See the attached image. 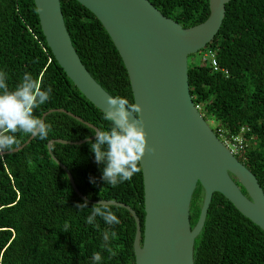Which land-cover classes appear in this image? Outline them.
<instances>
[{
	"label": "trees",
	"instance_id": "obj_1",
	"mask_svg": "<svg viewBox=\"0 0 264 264\" xmlns=\"http://www.w3.org/2000/svg\"><path fill=\"white\" fill-rule=\"evenodd\" d=\"M149 1L184 28L208 14V0ZM59 5L71 44L89 75L110 96L133 103L122 58L101 24L77 0H59ZM224 7L220 26L205 48L215 50L219 65L228 72L213 71L206 62L188 63V90L204 119H213L231 132L242 125L250 128L254 147L236 157L264 194V0H228ZM0 71L7 73L10 89L30 73L42 90H51L49 99L34 110L39 118L48 108H64L108 130L103 112L76 88L47 46L33 0H0ZM42 119L50 125L47 139L35 136L15 152H0V264H133L132 213L110 205L119 224H108L101 217L88 224L93 203L74 192L64 169L47 151L49 139L88 138L94 129L60 110ZM14 135L19 143L12 148L31 134ZM49 145L85 197L129 204L142 228L141 172L112 187L104 183L103 165L95 161L89 141ZM212 194L193 264H264V232L223 194ZM81 203L87 206L77 207ZM106 231L115 232V238L109 235L105 241ZM108 248L117 254L111 255ZM97 252L102 257L99 262L93 260Z\"/></svg>",
	"mask_w": 264,
	"mask_h": 264
},
{
	"label": "water",
	"instance_id": "obj_2",
	"mask_svg": "<svg viewBox=\"0 0 264 264\" xmlns=\"http://www.w3.org/2000/svg\"><path fill=\"white\" fill-rule=\"evenodd\" d=\"M77 1L91 11L119 52L133 103L141 106L137 115L143 121L147 141L141 160L145 212L142 228L129 204L85 197L70 171L50 150L51 141L77 144L95 139V134L78 140L57 137L46 143L50 157L64 169L74 192L86 202L123 206L132 213L133 264H193L213 191L223 194L264 232L260 185L218 138L188 90V56L205 47L217 32L228 0H208L206 17L185 28L149 0ZM33 3L41 33L59 66L86 99L104 112L110 95L89 75L72 46L59 0ZM53 110L83 121L94 131L98 129L64 108H48L40 118ZM34 137L31 134L19 146L2 152H15Z\"/></svg>",
	"mask_w": 264,
	"mask_h": 264
},
{
	"label": "clouds",
	"instance_id": "obj_3",
	"mask_svg": "<svg viewBox=\"0 0 264 264\" xmlns=\"http://www.w3.org/2000/svg\"><path fill=\"white\" fill-rule=\"evenodd\" d=\"M6 79L7 73L0 71V152L19 143L14 135L17 132L32 134L44 140L50 131V125L34 115V110L49 99L51 90H42L41 82L30 73H25L12 89L8 87ZM140 112L138 103H130L120 96H108L103 118L109 122V128L97 129L95 140L89 141L95 161L103 165L102 179L112 187L131 180L134 174L141 172L147 141L143 121L137 115ZM85 206V203L77 205ZM96 217L103 218L108 224L120 223L107 203L93 204L87 223L94 224ZM109 235L115 238L116 233L109 234L106 231L103 237L105 241L109 240ZM107 250L113 256L117 254L111 248ZM101 259L99 252L93 254L94 261L99 262Z\"/></svg>",
	"mask_w": 264,
	"mask_h": 264
},
{
	"label": "built area",
	"instance_id": "obj_4",
	"mask_svg": "<svg viewBox=\"0 0 264 264\" xmlns=\"http://www.w3.org/2000/svg\"><path fill=\"white\" fill-rule=\"evenodd\" d=\"M205 55L207 58L204 60L208 63L213 71H223L225 75L228 71L226 68L219 65V61L216 57V52L211 47L205 48ZM194 105L199 110L198 104ZM214 122V127L212 128L218 138L226 145V148L234 155H242L246 149L254 147V137L250 133V128L247 125H242L239 127L237 132H231L227 130L221 123L210 119Z\"/></svg>",
	"mask_w": 264,
	"mask_h": 264
},
{
	"label": "rangeland",
	"instance_id": "obj_5",
	"mask_svg": "<svg viewBox=\"0 0 264 264\" xmlns=\"http://www.w3.org/2000/svg\"><path fill=\"white\" fill-rule=\"evenodd\" d=\"M207 58V56L205 55V47H203L202 49L192 53L191 55L188 56V63L192 64V63H202V62H206L204 59ZM207 120L208 124L210 125V127H214V122L211 121L210 119H205Z\"/></svg>",
	"mask_w": 264,
	"mask_h": 264
},
{
	"label": "flooded vegetation",
	"instance_id": "obj_6",
	"mask_svg": "<svg viewBox=\"0 0 264 264\" xmlns=\"http://www.w3.org/2000/svg\"><path fill=\"white\" fill-rule=\"evenodd\" d=\"M235 156V158L237 159V155H234ZM232 177V179H233V181L235 182V184L239 187V189H240V191L243 193V194H245V192H244V190H243V188L241 187V185H239L237 182H236V180H235V178L233 177V176H231ZM247 195V194H246Z\"/></svg>",
	"mask_w": 264,
	"mask_h": 264
}]
</instances>
